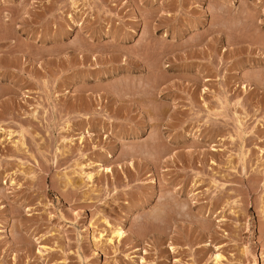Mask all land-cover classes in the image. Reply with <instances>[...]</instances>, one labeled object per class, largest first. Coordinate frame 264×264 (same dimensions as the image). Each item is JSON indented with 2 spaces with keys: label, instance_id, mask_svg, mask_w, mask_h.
<instances>
[{
  "label": "rangeland",
  "instance_id": "rangeland-1",
  "mask_svg": "<svg viewBox=\"0 0 264 264\" xmlns=\"http://www.w3.org/2000/svg\"><path fill=\"white\" fill-rule=\"evenodd\" d=\"M0 264H264V0H0Z\"/></svg>",
  "mask_w": 264,
  "mask_h": 264
},
{
  "label": "bare ground",
  "instance_id": "bare-ground-1",
  "mask_svg": "<svg viewBox=\"0 0 264 264\" xmlns=\"http://www.w3.org/2000/svg\"><path fill=\"white\" fill-rule=\"evenodd\" d=\"M6 32V31H5ZM259 81V80H258Z\"/></svg>",
  "mask_w": 264,
  "mask_h": 264
}]
</instances>
